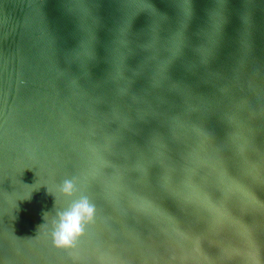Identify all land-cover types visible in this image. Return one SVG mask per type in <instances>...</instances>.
Segmentation results:
<instances>
[{
  "label": "water",
  "instance_id": "water-1",
  "mask_svg": "<svg viewBox=\"0 0 264 264\" xmlns=\"http://www.w3.org/2000/svg\"><path fill=\"white\" fill-rule=\"evenodd\" d=\"M0 264H264V0H0Z\"/></svg>",
  "mask_w": 264,
  "mask_h": 264
},
{
  "label": "clouds",
  "instance_id": "clouds-1",
  "mask_svg": "<svg viewBox=\"0 0 264 264\" xmlns=\"http://www.w3.org/2000/svg\"><path fill=\"white\" fill-rule=\"evenodd\" d=\"M76 187L73 179H65L58 186V191L63 197H71ZM94 213L95 206L86 196L74 200L68 208L58 212L57 218L53 221V244L63 249L72 247L82 235L85 225L94 219Z\"/></svg>",
  "mask_w": 264,
  "mask_h": 264
}]
</instances>
